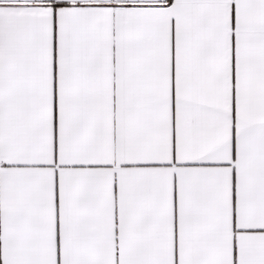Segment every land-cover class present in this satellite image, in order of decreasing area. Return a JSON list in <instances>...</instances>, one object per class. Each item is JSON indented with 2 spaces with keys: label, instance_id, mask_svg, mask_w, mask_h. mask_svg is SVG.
I'll return each instance as SVG.
<instances>
[{
  "label": "snow or ice",
  "instance_id": "obj_1",
  "mask_svg": "<svg viewBox=\"0 0 264 264\" xmlns=\"http://www.w3.org/2000/svg\"><path fill=\"white\" fill-rule=\"evenodd\" d=\"M0 264H264V0H0Z\"/></svg>",
  "mask_w": 264,
  "mask_h": 264
},
{
  "label": "crops",
  "instance_id": "obj_2",
  "mask_svg": "<svg viewBox=\"0 0 264 264\" xmlns=\"http://www.w3.org/2000/svg\"><path fill=\"white\" fill-rule=\"evenodd\" d=\"M170 2H171V0H170Z\"/></svg>",
  "mask_w": 264,
  "mask_h": 264
}]
</instances>
